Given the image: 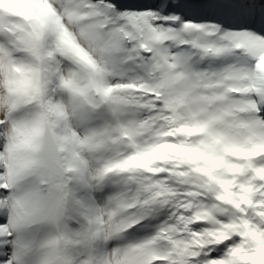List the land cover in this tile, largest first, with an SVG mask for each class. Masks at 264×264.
<instances>
[{
  "label": "snow or ice",
  "instance_id": "obj_1",
  "mask_svg": "<svg viewBox=\"0 0 264 264\" xmlns=\"http://www.w3.org/2000/svg\"><path fill=\"white\" fill-rule=\"evenodd\" d=\"M0 264H264V0H0Z\"/></svg>",
  "mask_w": 264,
  "mask_h": 264
}]
</instances>
